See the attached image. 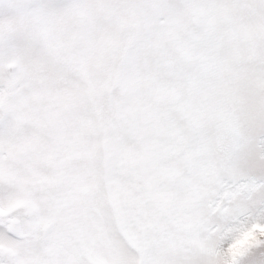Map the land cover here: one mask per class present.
<instances>
[{
  "label": "snow or ice",
  "instance_id": "snow-or-ice-1",
  "mask_svg": "<svg viewBox=\"0 0 264 264\" xmlns=\"http://www.w3.org/2000/svg\"><path fill=\"white\" fill-rule=\"evenodd\" d=\"M0 264H264V0H0Z\"/></svg>",
  "mask_w": 264,
  "mask_h": 264
}]
</instances>
